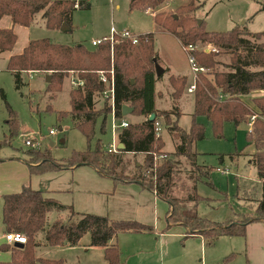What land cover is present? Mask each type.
I'll list each match as a JSON object with an SVG mask.
<instances>
[{"label": "trees", "instance_id": "16d2710c", "mask_svg": "<svg viewBox=\"0 0 264 264\" xmlns=\"http://www.w3.org/2000/svg\"><path fill=\"white\" fill-rule=\"evenodd\" d=\"M164 0H129V8L139 7L143 10L158 6ZM80 4V0H0V17L8 15L12 24L28 25L34 13L40 11L43 23L47 28H59L61 22L69 25L71 9ZM200 4L189 0L178 4L173 11L152 13V18L160 27L172 33L181 43L193 44L196 41H210L215 48L227 54V61L214 57L219 50H191L194 61L199 66L210 68L212 78L196 75L192 91L191 120L187 129L177 125L179 111L175 108L156 109L154 106V50L153 33L151 31L137 34V42L122 40L110 45L108 40L84 46L81 42L74 44L54 43L46 37L30 38L18 52L10 53L5 67L11 71L13 85L19 89L23 85V72H41L50 75L48 88L58 89L63 77L70 73L83 80L81 86L70 87V114L74 125L85 135L92 132V124L97 114L102 115L100 129L108 105L94 108V94L102 84L96 78L95 70L108 68L110 61L114 78V112L121 114V103L128 102L132 106L130 113L142 115L137 122H129L118 132V139L123 144L115 152H107L97 139L92 148L74 151L68 159H46L45 149H27L30 159L24 161L30 173L45 170H56L72 165L88 164L113 181H133L140 184L164 200L168 207L164 213V229L173 225H181L183 236L198 234L205 243H211L222 234L243 235L245 225L251 221H264V30L248 31L244 25L234 26L224 31H207L192 15L194 8ZM264 8V4L261 5ZM16 40L11 26L0 27V52L10 50ZM213 51V52H212ZM217 63L222 67L215 68ZM136 74L134 81L130 76ZM184 75L169 74L167 80L171 87L172 99L179 97L185 87ZM252 90L262 93L252 95L250 104L245 103L240 95ZM3 97V93L0 90ZM220 95V96H219ZM105 102L103 101V105ZM159 110V112L157 111ZM150 112L154 117L147 118ZM161 114L174 146L166 156L153 160L152 153L161 150V138L153 133V121ZM173 114L174 118L169 119ZM204 115L209 121L214 134L219 135L223 121L234 125L246 121L255 114L250 130L245 134L246 142H250L253 150L250 160L255 167L259 180V196L249 211L237 218L213 220L197 213L196 203L202 198L196 191L198 181L208 182L211 166L199 164L195 160L194 142L204 133V127L195 120L196 115ZM43 153V154H42ZM142 153L140 163L129 164L123 155ZM233 154H229L231 158ZM177 156L188 159L190 169L186 172L187 185L182 187L183 193L175 194ZM135 172L130 173V168ZM120 172H125L124 176ZM0 221L4 232L16 231L24 234L25 241L20 246L13 243L0 244V248L8 250L10 257L0 264H62L61 258L37 257L34 247L35 235L43 233L44 242L48 245L67 243L75 244L84 234H88V244L103 247V258L106 264H120L119 249L114 239L118 232H139L152 229V226L131 218H110L106 215L91 212H73L77 219L65 223L52 222L46 227V211L62 209L65 206L42 195V190L22 185L17 191L2 193ZM231 253L226 254L227 260Z\"/></svg>", "mask_w": 264, "mask_h": 264}, {"label": "rangeland", "instance_id": "374dc122", "mask_svg": "<svg viewBox=\"0 0 264 264\" xmlns=\"http://www.w3.org/2000/svg\"><path fill=\"white\" fill-rule=\"evenodd\" d=\"M188 1L164 0L156 7L147 8L149 9L147 11L149 12L151 9L153 13L162 10L173 11L176 5ZM128 2L129 0H80V4H76L71 9L69 25L66 29L45 27L40 11L33 14L30 23L26 26L10 22L9 26L16 34V40L10 50L16 52L21 49L28 39L37 37H46L54 43L69 45L81 42L84 46L91 47L90 41L107 36L111 27L115 30L127 29L133 34L151 31L153 33V61L160 66L164 65L165 61L169 62L171 70H174L173 72L184 75L185 82L191 81L192 71L186 52L175 36L162 27L163 30H160V26L153 21L150 13L135 6L129 8ZM198 2L200 4L197 8H194L192 15L195 19L202 20L204 30L224 31L242 24L252 31L264 30V8H261L264 0H194L195 4ZM7 17L9 16H1L0 24H7L9 21ZM261 40L264 41V36H261L258 41ZM194 45L197 50H205V48L209 49L214 46L206 40L196 41ZM216 49L219 51L214 54V57L227 61V54L222 52L220 48ZM4 54L5 52L2 54L0 52V90L3 93V97L0 94V159L11 156L30 159L27 154L28 147L23 143L26 135H32L39 140L41 145L39 150H46L42 154L48 160L53 158L68 159L74 151L83 150L87 147L92 148L97 139L102 148L105 149L112 136L110 129L111 117L108 110L104 114L102 129H100L102 115L97 114L95 116L88 140L83 132L74 125V121L68 113L70 108L68 92L70 87H74L69 83V74L76 73L75 70H70L68 76L63 77L58 89L48 88V81L44 80V74L41 72H33L30 76H28L29 72H23L22 79L24 83L19 89H16L13 85L11 71L5 67ZM111 63L112 61H110ZM150 66L153 69V65ZM213 66L217 69L222 67L217 63ZM203 67L204 70L199 73L204 77L212 78L210 68ZM169 72L167 70L161 71L157 75V81L160 82L158 85L157 82L154 85L155 89L159 87L164 92V97L158 104L161 108L167 110L177 109L173 105L172 97L167 92ZM135 76L137 77L136 74H133L130 79L134 81ZM184 88L183 86L179 98L176 99L181 111L177 124L187 129L192 117V98L191 94L186 92ZM93 98L94 108L107 105V102L97 97V95L94 94ZM103 101L105 102L104 105ZM157 102L156 98V104ZM157 111L159 112V110ZM119 117L116 116V122ZM127 118L129 122L133 123L143 118V116L140 117L138 114L130 113L127 114ZM158 118L161 125V135L159 137L163 144L159 151L168 152L165 150L172 149L173 141L165 127L161 114ZM169 119H173L171 114ZM195 120L204 127L203 136L194 142L195 160L197 163L212 167L208 182L198 181L196 183V191L203 197L196 203L197 213L213 220L239 217L242 213L251 209L259 196V184L256 180L253 165L249 161V151L253 149V146L252 144H245L244 139L247 124L240 122L234 125L230 121H223L220 134L216 135L204 115H196ZM49 128H54V133L49 134ZM120 129L118 128L116 131ZM234 153H238L236 155L237 159L232 162L229 154ZM123 157L127 159L129 164H132V162L140 163L143 159L142 153H128ZM220 157L222 160H220ZM177 159L179 162L175 166L177 177L174 193L181 194L183 193L182 187L188 183L185 177L190 165L188 159L184 156H177ZM154 161L158 163V160L155 159ZM217 166L226 167L227 170L222 172L216 169ZM76 169L79 171L74 174L76 187L72 189V186L69 185L70 190L56 193V196L62 197V199L66 198L68 201L63 200L69 204H71L70 199L73 198L74 204L61 210L60 213L64 217H46V227L52 222L65 223L76 220L77 214L68 211V209L76 207L83 209L80 211L110 217L139 218L138 220L153 226L154 233H117L119 240L117 246L120 247V264H181L179 259H181L183 251L193 255V264H260L262 253L257 247L256 238L260 236L261 232L258 229H253V226H248V230L244 235L223 234L211 243H205L203 256L202 248L200 249L198 244L199 238H183L180 233L183 230L181 225H173L166 232L159 233L160 229L157 224L163 222L162 219H164V213L168 207L164 200L161 198L156 199L157 203L154 204L155 213L153 216V203L150 196L145 200L143 198L138 201V196L135 193H132L133 196H123L120 192H114L110 195L106 192L111 186L110 178L95 175L93 170H90L87 166H80ZM118 172L127 176L125 172L119 170ZM133 172H135V169L131 166L130 173ZM47 173L50 174V172ZM65 174L66 182H70V173L66 172ZM79 176L81 181L84 178L87 180L91 178V186L88 184L87 186L80 185ZM35 179L38 178L32 176V180ZM36 184L34 182L31 186H36ZM83 187L92 190L90 194H84ZM123 187L125 186H120V191H123ZM49 194H51L50 191ZM79 197L85 198L86 201ZM136 204H139L138 208ZM142 208H144L143 211ZM74 211L78 210L74 209ZM155 225L157 227H154ZM87 237L88 234L84 233L74 245L50 249L47 251V256L61 258L64 264H106L100 246L89 245L88 241V246L84 245ZM36 239L45 243L42 232L37 233ZM161 240L166 242L167 254L159 257L153 249V244ZM248 243L249 253L246 251ZM139 244L143 247H140ZM139 248H142V251H138ZM229 252H231V256L227 260H223V257ZM0 253L8 255V252L3 248H0ZM170 254H173V259L168 263L167 259ZM183 263L185 264L184 257Z\"/></svg>", "mask_w": 264, "mask_h": 264}, {"label": "crops", "instance_id": "0c3cea01", "mask_svg": "<svg viewBox=\"0 0 264 264\" xmlns=\"http://www.w3.org/2000/svg\"><path fill=\"white\" fill-rule=\"evenodd\" d=\"M147 10H149V9H145L144 11L145 12H148ZM152 11L153 10L151 9L148 13H150V15H152V13H153ZM7 18L9 20L8 23L7 24H0V27L9 26L10 19H9V17H7ZM0 19H1V17H0ZM245 28L248 31H252V30H249L247 27H245ZM159 29L160 30H163L161 27H159ZM256 31H258V30H256ZM178 42H179V40H178ZM180 45H181V43H180ZM20 50L21 49H19L18 51H20ZM18 51H16V52H18ZM4 52H5L4 56H5V60H6L7 56L10 53H13L14 51H12V50H5ZM4 52L1 51V54L4 53ZM160 67L162 68V71L163 70L164 71L165 70L170 71L169 74L171 73L173 75L174 74L181 75L179 73L173 72L174 70H171V68H170L171 67V64L169 62H167V61H165V64L162 65V66H160ZM31 73H33V72H30V74ZM28 76H29V73H28ZM155 76L157 77L156 74H155ZM157 80H158V78H156L154 80V85H155L156 82H157V85L159 84L160 81H157ZM189 82L186 81L185 85L187 83H189ZM163 90H164V88H163ZM170 90H171V87L169 85V87L167 89V92L169 93ZM184 90H185V88H184ZM154 91H155V95H154V106H155V108L156 109H159V110L166 109V108H161L159 106V104H158L159 101L162 99V97H164V95H163L164 92H162L159 87L156 88V89L154 87ZM186 92H188V91H186ZM189 93L191 94V98H192V92H189ZM259 93H262V91L261 90H252V91H250L248 93H245V94L240 95V98L245 103L250 104V97L252 95L259 94ZM156 98H157V101H158L157 104H156ZM178 98H176V99H178ZM176 99H173V102H174L173 105H175L177 107V110L179 111V115L176 117V122H177L178 117L180 116L181 111H180V108H179V105H178V101H176ZM123 103H127L129 105L128 102H123ZM127 114H130V112L129 113H126L125 115H123L124 116L123 118L126 119L127 118ZM171 116H173V118H174V115L173 114H171ZM140 117H142V115H140ZM127 119H129V118H127ZM155 119L159 120V122H160V119L158 117H156ZM140 120H142V118H140L138 121H140ZM251 121H252V119L250 120L249 119V116H248V118H247L246 121H241V122H245L247 124V130H246L245 134L247 133V131L250 130ZM178 126L181 127L180 125H178ZM119 131L120 130L114 131V133H112L111 140H110V141H112V140L115 141V144L116 145H118L121 142L118 139V132ZM245 134H244V136H245ZM160 135H161V133H160ZM27 136H32V135H26L25 137H27ZM170 138L172 139V137H170ZM35 139H37V138H35ZM244 139H245V137H244ZM172 141H173V139H172ZM245 142H246V140H245ZM163 143H164V141H163ZM38 144L39 145H38L37 148H40L41 147L40 142ZM245 144H251V143L250 142H246ZM173 146H174V141H173V144H172V149L165 150V151H168V152L172 151L173 150ZM252 150L250 149V151H249V161H250L251 164H252V162L250 160V153L252 152ZM237 154L238 153H234L231 158L229 157L230 158V161H232V162L236 161V159H237V156L236 155ZM24 159L25 158H22L20 156H11V157H8V158H5V159H0V195L2 193L17 191V190H19L21 188L22 185H29L32 188H36V189L42 190V195L43 196H45L47 198H50V199H53L56 202L63 204L65 207H71L74 204L73 198L70 199L71 204H69V203L64 202L63 199L66 200V198H63L62 199V197L60 198L59 196H56V193L59 192V191L61 192V191L70 190L71 189L70 186H72V189H74L76 187L77 184H75L76 180H74V174L76 172H79V171H77L78 169H76V168H80V166H87V167L90 168V170H93V173L95 175H98V176H100L102 178L103 177L104 178H108V179L110 178V177L103 176V175L99 174L94 167H92L91 165H88V164L72 165V166H69V167L59 168V169H56V170L53 169V170H45V171L38 172V173H30L29 170H28V167H27V165H26V163L24 161ZM220 160H222L221 157H220ZM199 164H203V163H199ZM253 168L255 170L254 165H253ZM47 172H50V174L47 173ZM66 172H69L70 173V179H71L70 182H66V180H65V175H66L65 173ZM32 176H36V178H38V179L32 180ZM209 176H210V172H209ZM255 176H256V170H255ZM80 179L81 178L79 176V183H80V185L87 186V184H88V185L91 186V183H92L91 178L88 179V180L86 178H84L83 181H81ZM208 179H207V181H208ZM110 180H111V186H110V188L107 187L109 190H106V192L109 193L110 195H112L114 192H116V193L120 192L123 196H126V195L131 196L132 193H135L138 196V199H139L138 201H141L143 198L145 200L146 198H149V196H150L152 198V203H153V216H154V213H155V211H154L155 210L154 204L157 203L156 202V199L159 198V197H157L154 194V192H152V191H150V190H148L146 188H143L140 184H138L136 182H133V181H125V182L124 181H118V182H115L111 178H110ZM256 180L258 181V184H259V180L257 179V177H256ZM34 182L37 183L36 186H31L32 183H34ZM202 182H204V181H202ZM80 185H79V187H80ZM120 186H125L122 189L123 191H120ZM82 189L84 190V194H86V195L87 194H90V192L92 191V190H90L88 188H84V187ZM49 191L51 192V194H49ZM79 198L85 200V198H83V197H79ZM204 199H206V198L204 197ZM0 200H1V197H0ZM66 201H68V200H66ZM143 205L145 206L144 202H143ZM136 207L138 208L139 207V204H136ZM74 209H76L78 211H74ZM74 209L70 208V209H68V211L69 212L70 211H73V212H84V211H80V210H83L81 208H76L75 207ZM61 210H63V208L62 209H53V208L48 209L46 211V217L47 218L64 217L60 213ZM143 210H144V208H142V211ZM157 214H158V210H157ZM64 215L66 216L67 214H64ZM108 217H110V216H108ZM47 218H46V220H47ZM110 218H117V217H110ZM234 218H237V217H233L232 219H234ZM138 219H136V220H138ZM226 219H228V218H226ZM162 220H163V222H161V224H157V226L160 229V232L159 233L164 232V231L166 232V230L169 229L168 228V229L162 230V229H164L165 218L162 219ZM138 221H140V220H138ZM141 222H143V221H141ZM143 223H145V222H143ZM157 223H159V222H157ZM157 226L155 225L154 227H157ZM248 226H253V229H258L261 232L260 236H258L256 238V244H257V247L260 249V251L262 253L261 256H260V264H264V221H251V222L246 223L244 233L248 230L247 229ZM144 232H146V233H154L155 231H153V226H152V229H150V230H147V231H139V232H131V233H144ZM3 233H4V230H3L2 223L0 221V244H8L4 240ZM118 233H120V232H118ZM180 233L183 235V230ZM36 236H37V234L35 235L36 245L34 247V250H35V255L37 257L57 258V257L47 256V251L50 250V249H54V248L60 247V246H65V245L66 246H70L67 243H62V244H59V245H48V244H45V243H43L41 241H38L36 239ZM187 237H198L199 238V240H198L199 241V243H198L199 244V248L200 249L202 248V253H203V256H204V244H205L204 238L202 236L198 235V234L190 235V236H183V238H187ZM87 241H88V237L86 238V241L84 243V245H87L88 246ZM112 241H114L118 245V241L119 240L117 238V234L115 235L114 239L110 240L109 242H112ZM139 246L140 247H143V246H141V244H139ZM100 247L103 250V247L102 246H100ZM118 249L120 250V247L119 246H118ZM153 249L156 251V253L158 254L159 257L160 256H164V254H167L166 242H164L163 240L156 242V244L154 243L153 244ZM6 251L8 252V255L6 253L5 254L0 253V256H1L0 257V261H7L9 259L10 253H9L8 250H6ZM138 251H142V248H139ZM246 251H247V253H249V243L246 245ZM229 253H231V252H229ZM183 257L185 259V264H193L194 257L189 252L183 251V255H182L181 259H179V261L181 262V264H184L183 263ZM172 259H173V254H170L169 258L167 259L168 263H170ZM35 264H41V263L38 262V261H36ZM62 264H64L63 261H62Z\"/></svg>", "mask_w": 264, "mask_h": 264}, {"label": "built area", "instance_id": "2783aa9c", "mask_svg": "<svg viewBox=\"0 0 264 264\" xmlns=\"http://www.w3.org/2000/svg\"><path fill=\"white\" fill-rule=\"evenodd\" d=\"M137 34H133L130 31H128L127 29H122V30H115L114 28H110V33L107 36H102L100 38H96V39H92L90 41L91 44H97L100 41H104V40H108L110 45L113 43H117L119 41L122 40H129L132 43L137 42ZM184 51L186 52L187 55V60L189 62L190 65V69L192 71V80L187 83L185 85V90L188 92H192L194 89V83H195V78L198 72L204 70L203 66H199L196 64V62L193 59V56L191 55V50H193V48H195V45L193 44H185L182 46ZM206 50H208V48H205ZM209 50H216V48L214 46H211L209 48ZM96 72V78L97 80L102 84L101 89L95 93V95H97V97H99L100 99L104 100L107 102L108 105V111L110 113V129L112 131V133H114V131H116L118 128H122L124 126L127 125L128 121L123 118V117H119L117 122H116V115L114 112V101H113V96H114V78H113V69L112 66L110 64V66L108 68H98L95 70ZM29 76H30V72H29ZM69 83L72 86H81L83 84V80L74 77L73 75L69 74ZM220 96V95H219ZM255 114H252L249 116V119H253ZM160 131H161V125L159 120L154 119L153 121V133L155 136H160ZM48 133H54V128H49L48 129ZM23 143L30 148H37L38 147V143L39 140L35 139L33 136H27L23 139ZM119 148L118 146L115 144V141H110L109 143H107V145L105 146V150L107 152H115L117 151ZM166 156V153L163 151H159V152H153L152 153V157L153 160L155 159H161L163 157ZM217 170H220L222 172H225L227 170L226 167H216ZM3 237L4 240L7 243H14V242H20L23 243L25 241V236L24 234L20 233V232H16V231H8V232H4L3 233Z\"/></svg>", "mask_w": 264, "mask_h": 264}, {"label": "water", "instance_id": "95a60500", "mask_svg": "<svg viewBox=\"0 0 264 264\" xmlns=\"http://www.w3.org/2000/svg\"><path fill=\"white\" fill-rule=\"evenodd\" d=\"M200 21H201V19H199V18L196 19V22L197 23H200ZM59 28L60 29H66V28H68V26L64 22H61ZM153 67H154V73L156 75L160 74V72L162 71V68L157 63H155V62L153 63ZM49 79H50V75L49 74H46L44 76V80L45 81H49ZM130 81H132V79H130ZM120 107H121V114L122 115H125L126 113H129L132 110V106L131 105H128L127 103H121V106ZM153 117H154V113L153 112H150L148 114V116H147V118L149 120H151ZM117 146H118V148H122L123 147V144L120 142ZM13 244L14 245H17V246H20L21 245L20 242H14Z\"/></svg>", "mask_w": 264, "mask_h": 264}]
</instances>
